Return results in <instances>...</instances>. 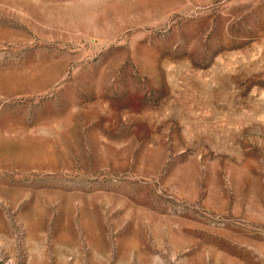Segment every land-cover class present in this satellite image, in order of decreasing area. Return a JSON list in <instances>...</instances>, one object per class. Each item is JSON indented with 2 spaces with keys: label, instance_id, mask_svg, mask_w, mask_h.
Returning a JSON list of instances; mask_svg holds the SVG:
<instances>
[{
  "label": "rangeland",
  "instance_id": "rangeland-1",
  "mask_svg": "<svg viewBox=\"0 0 264 264\" xmlns=\"http://www.w3.org/2000/svg\"><path fill=\"white\" fill-rule=\"evenodd\" d=\"M0 264H264V0H0Z\"/></svg>",
  "mask_w": 264,
  "mask_h": 264
}]
</instances>
